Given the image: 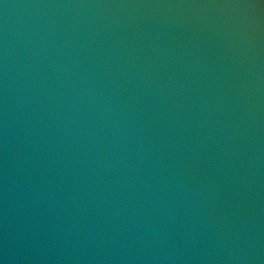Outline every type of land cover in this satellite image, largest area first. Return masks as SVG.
<instances>
[{"label": "water", "instance_id": "water-1", "mask_svg": "<svg viewBox=\"0 0 264 264\" xmlns=\"http://www.w3.org/2000/svg\"><path fill=\"white\" fill-rule=\"evenodd\" d=\"M3 264H264L262 0H0Z\"/></svg>", "mask_w": 264, "mask_h": 264}, {"label": "clouds", "instance_id": "clouds-1", "mask_svg": "<svg viewBox=\"0 0 264 264\" xmlns=\"http://www.w3.org/2000/svg\"><path fill=\"white\" fill-rule=\"evenodd\" d=\"M262 2H264V0H262ZM0 264H3V262H2V261H0Z\"/></svg>", "mask_w": 264, "mask_h": 264}]
</instances>
